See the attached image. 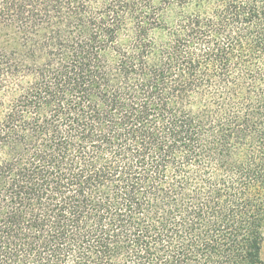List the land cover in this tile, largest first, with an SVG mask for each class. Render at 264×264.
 Masks as SVG:
<instances>
[{
    "label": "trees",
    "instance_id": "obj_1",
    "mask_svg": "<svg viewBox=\"0 0 264 264\" xmlns=\"http://www.w3.org/2000/svg\"><path fill=\"white\" fill-rule=\"evenodd\" d=\"M264 0H0V264H264Z\"/></svg>",
    "mask_w": 264,
    "mask_h": 264
},
{
    "label": "rangeland",
    "instance_id": "obj_2",
    "mask_svg": "<svg viewBox=\"0 0 264 264\" xmlns=\"http://www.w3.org/2000/svg\"><path fill=\"white\" fill-rule=\"evenodd\" d=\"M262 257H263V259H264V250H263V253H262Z\"/></svg>",
    "mask_w": 264,
    "mask_h": 264
}]
</instances>
